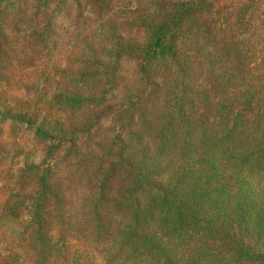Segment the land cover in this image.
<instances>
[{
  "label": "trees",
  "instance_id": "trees-1",
  "mask_svg": "<svg viewBox=\"0 0 264 264\" xmlns=\"http://www.w3.org/2000/svg\"><path fill=\"white\" fill-rule=\"evenodd\" d=\"M64 3L37 0L32 16ZM19 7L0 0L1 71L5 19H24ZM151 9L141 48L114 44L68 73L58 102L95 110L90 123L28 122L0 108L1 127H27L41 147L38 160L26 148L7 166L5 199L16 205L0 221L17 228L0 231V264H264V36L255 48L248 40L264 30V0ZM122 59L132 61L126 85ZM20 209L26 220L11 217Z\"/></svg>",
  "mask_w": 264,
  "mask_h": 264
},
{
  "label": "rangeland",
  "instance_id": "rangeland-1",
  "mask_svg": "<svg viewBox=\"0 0 264 264\" xmlns=\"http://www.w3.org/2000/svg\"><path fill=\"white\" fill-rule=\"evenodd\" d=\"M160 1L111 0L106 2L104 10H98L95 0H65L61 12L56 16L33 17L37 0H19V8L25 18H19L20 21L16 23L12 18H6L4 23L8 31L4 52L6 67L1 66L0 70V108L13 115H21L28 122L49 120L50 125L61 122L65 128L90 123L96 115L95 110L81 106L72 111L71 107L63 108L58 102L59 93L70 91L68 73H76L82 68L84 55L109 51L114 44L141 48L145 43V20L155 15L151 7H157ZM27 17L31 18L30 22ZM262 18L257 14L254 22L259 25ZM262 36V28L249 33L248 40L253 48L260 43ZM251 55L257 59L255 51ZM131 69L132 61L122 59L121 71L127 75L125 85L131 78ZM86 75L89 74L81 73L77 84L86 83L89 90L92 81L85 79ZM85 87L78 85L77 90ZM151 108L155 109L153 106ZM107 123L108 120L94 122V130L98 132L90 148H95V142H102V128ZM28 135L27 127H1L0 123V217L3 213L8 215L7 210L16 205V200L5 199L11 193L7 166L21 159L27 153L26 148H29V157L34 155L36 160L41 154V147L31 142ZM59 183L57 181L56 184ZM25 215V211L20 209L11 217L26 220ZM16 228L13 222L5 224L0 221L1 233H7L10 237L14 236ZM28 247L25 245V250ZM94 261L100 262L96 258Z\"/></svg>",
  "mask_w": 264,
  "mask_h": 264
}]
</instances>
